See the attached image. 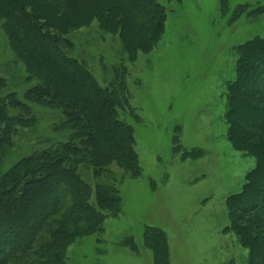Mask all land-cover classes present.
I'll return each instance as SVG.
<instances>
[{"label": "trees", "instance_id": "trees-1", "mask_svg": "<svg viewBox=\"0 0 264 264\" xmlns=\"http://www.w3.org/2000/svg\"><path fill=\"white\" fill-rule=\"evenodd\" d=\"M219 2L227 11L230 0ZM263 13L261 5L240 4L231 17ZM166 18L159 0H0L6 38L27 80L36 81L26 99L61 110L60 128L71 132L66 141L32 152L5 172L0 167V264H69L67 253L77 240L102 234L106 219L122 212L117 185L92 184L81 167L95 178L114 163L132 178L142 173L134 127L121 115L131 110L126 68L115 70L110 85L101 86L63 49L71 46L66 35L96 22L103 34L119 37L134 62L159 43ZM236 52V77L225 93L227 134L231 145L256 163L241 191L227 198L226 231L248 249L247 264H264V37L243 41ZM6 85L0 74V92ZM30 114L16 93L0 96V166L14 136L34 124ZM142 239L153 251V264H168L164 231L148 227Z\"/></svg>", "mask_w": 264, "mask_h": 264}, {"label": "rangeland", "instance_id": "rangeland-1", "mask_svg": "<svg viewBox=\"0 0 264 264\" xmlns=\"http://www.w3.org/2000/svg\"><path fill=\"white\" fill-rule=\"evenodd\" d=\"M159 1L167 9L165 33L134 62L119 37L103 34L96 22L66 35L71 46L63 49L101 86L110 85L115 70L126 68L131 110L121 115L134 127L142 171L132 178L114 163L95 178L91 169L80 168L92 184L115 183L123 207L106 219L102 234L83 237L69 248V264H153V251L142 239L148 227L164 231L168 264H247L248 249L226 231V202L241 191L256 162L228 139L225 93L236 77V46L264 37V13L233 20V11L240 4L264 7V0H230L225 12L219 0ZM2 25L0 19V74L7 85L0 96L16 93L34 119L4 153L0 167L5 172L32 152L66 141L71 132L60 128L61 110L26 99L36 81L27 80Z\"/></svg>", "mask_w": 264, "mask_h": 264}]
</instances>
